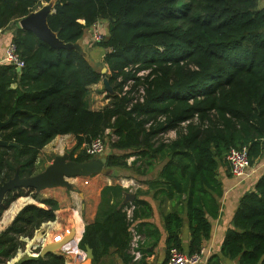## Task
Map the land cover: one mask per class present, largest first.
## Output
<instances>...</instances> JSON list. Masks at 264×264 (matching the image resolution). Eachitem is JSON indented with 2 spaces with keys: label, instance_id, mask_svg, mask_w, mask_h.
I'll return each mask as SVG.
<instances>
[{
  "label": "trees",
  "instance_id": "1",
  "mask_svg": "<svg viewBox=\"0 0 264 264\" xmlns=\"http://www.w3.org/2000/svg\"><path fill=\"white\" fill-rule=\"evenodd\" d=\"M45 2L53 0H0V30ZM53 4L48 24L65 42L81 40L99 21L107 23L104 39L89 42L104 49L108 72L74 48H56L31 31H16L12 41L26 64L19 73L0 63V121L14 115L0 136L16 143L0 147V186L18 169L21 177L36 174L39 153L57 136L73 134L70 158L85 161L95 156L83 144L102 134L110 146L106 166L144 178L149 189H137L127 202L129 187L113 183L102 189L96 217L79 243L93 249V264H107L112 254L124 264H145L149 248L159 244L160 229L146 220L153 207L140 194H163L162 201L177 196L174 208L163 213V264L173 248L184 251L183 211L191 234L187 252L199 251L211 236L210 218L220 214L219 169L229 165V150L247 148L251 167L264 158V7L259 0ZM105 76L114 93L103 87L109 101L93 110L90 86ZM58 205L40 199L34 187L8 192L0 206V264L23 247V237L32 238L56 218ZM134 231L139 257L132 251ZM64 263L63 256L48 253L17 264ZM208 264H264V172L240 197L221 249Z\"/></svg>",
  "mask_w": 264,
  "mask_h": 264
},
{
  "label": "crops",
  "instance_id": "2",
  "mask_svg": "<svg viewBox=\"0 0 264 264\" xmlns=\"http://www.w3.org/2000/svg\"><path fill=\"white\" fill-rule=\"evenodd\" d=\"M47 3L49 2H45L44 4ZM53 3L54 0L52 2V5L54 7ZM259 7H264V0H259ZM53 9L55 11V7ZM19 21L20 20H18L15 23L13 22L12 24L7 25L5 28L0 30V63H6L3 60L5 56L6 47L8 46L9 43L12 42V39L16 31L19 28H22ZM103 23L107 24L105 21H99L97 25L89 28L85 36L81 40H79L85 51L95 49L96 46H92V44H90L89 41L91 40V37L93 35V31H94L93 29L97 28L101 30V25H104ZM105 28L107 29V26H105ZM87 45H89V47ZM87 58L90 59L89 55L87 56ZM101 82L103 84V81L101 80L100 82L90 86L91 90L88 101L91 109L93 110H99L104 107V106L98 107L95 104V102L97 103L96 99L98 97V94L106 92L105 90H103L104 84L101 90L97 89L98 93L97 91L92 92V89L100 86L99 84ZM16 86H17V82L13 83V87ZM93 97L95 98V101L93 100ZM107 132H109V130ZM70 136H72L74 139L72 143V145L74 146L76 144V137L73 134L59 135L56 138H54L51 142H49L47 145H45V147L39 153L37 170H36L37 173L42 171L45 168L46 164L51 162L50 159L48 160L42 158L41 157L43 156L42 153L49 152L50 149L49 147L52 144H54L55 141L59 142L62 141L63 138ZM174 136L172 135L171 137ZM133 159L134 156L130 157L129 162H131ZM42 162L44 166L39 167V164H41ZM228 166L224 165L221 166L219 169L220 171L219 178L222 181L223 189H224V194L220 198V203H221L220 214L216 218H210L212 223V233L209 238L204 240V244H203V246H205L209 251L208 254L209 257L220 251L222 242L226 235V231L232 225V219L237 209L240 197L247 190H250L254 186L256 180L264 172V158L254 166L250 167L247 174L243 178H238L233 176L231 172H229ZM111 170H112L111 171L112 175L115 174L116 171L114 169ZM111 173L105 174L103 172H98L90 175H77L68 179L69 182L72 184L71 188L60 186V187L45 188L39 190L40 199L51 198L58 201L59 205H58V209L56 210V218L54 220H50L43 223L40 229H38L33 236L35 240L29 242V246L27 243H24L25 247L27 248L30 247V244L31 246L35 245L44 235H46V241H45L46 243L39 249L35 250V252L36 251L39 252L38 255H41L40 252L46 245L55 241L56 243H61L62 241H64V239H66L69 236V238L64 243L62 242V245L59 246L55 250V252H49V253H55L63 256L65 258L64 264H83V262H85L87 259V255H86V250L81 248L79 243L83 236L86 225L93 222L96 217L97 210L101 201L102 189L106 185H111L113 183H120L125 187H129L130 191L134 192L135 195L137 189H141L142 191H144V193L149 189V185L142 182L144 178L138 177L136 174L129 173L126 176L124 175V177L112 178L110 177ZM131 184H133L134 186V188L132 187L133 190H131ZM140 196L141 198L148 200L153 207V216L151 218H147L146 220L154 223L160 229L161 232V240L159 244L154 249L150 247L149 249L152 253L150 254L147 253L145 256V264H163L167 256L165 249V241H166L167 233L165 231L163 213L168 212L169 210H172V208H174V205L178 201L176 198L177 196H175V199H167L164 201L161 200L163 194H160L155 197L152 195V193L140 194ZM181 196L183 198L185 197V195H181ZM179 203L180 205H182V202ZM179 208L181 209V206H179ZM183 217H184V226L182 228V233H181L182 244L184 251L187 252L191 240V234H190L188 220L186 218V214L184 213V211H183ZM2 228L3 225L2 223H0V230ZM67 228L70 229V232L65 233L64 234L65 236L62 237V239H60L59 241L53 240V238L55 239L56 235L64 233ZM23 241L25 242V239ZM38 255L32 254L31 252L17 251V253L11 259L9 260L7 259L6 262H9L10 264H17L26 257H37ZM108 261H114L116 264H124V262H122V260L116 254L115 255L112 254L111 256H108L106 258L107 264ZM91 264H93V259ZM206 264H208V262Z\"/></svg>",
  "mask_w": 264,
  "mask_h": 264
},
{
  "label": "water",
  "instance_id": "3",
  "mask_svg": "<svg viewBox=\"0 0 264 264\" xmlns=\"http://www.w3.org/2000/svg\"><path fill=\"white\" fill-rule=\"evenodd\" d=\"M52 2L44 4L39 9L31 12L27 16L20 19L19 23L24 30H28L36 34L42 41L51 44L56 48H74L84 56H88L83 46L79 41L65 42L60 39L55 31L51 29L48 24L49 15L53 14L55 11L53 9ZM19 73L22 72L21 67H16ZM107 67L102 69V72H106ZM104 88L109 93H114V89L110 84L109 77L105 76L102 79ZM11 115L9 119L0 121V131L1 129L9 124L13 120ZM16 144L14 142H9L4 140L0 136V147ZM109 151H105L101 155L91 158L85 161H76L70 158V153L68 151L57 154L53 157L51 162L45 165V168L28 177H21L19 175V169L17 170L15 176L9 180L2 183L0 186V206L3 204L9 191L17 187H34L38 191L45 188L53 187H67L71 188L72 184L69 182V178L77 175H90L98 172H103L105 174L111 173V169L106 166ZM136 195L132 191H127L125 194L124 202L132 201L135 199ZM69 238V236L62 241L63 243ZM61 243L52 242L46 245L40 252L41 255H45L49 252H55V250L62 245ZM87 259L83 264H91L94 257L93 249L87 245L86 246Z\"/></svg>",
  "mask_w": 264,
  "mask_h": 264
},
{
  "label": "built area",
  "instance_id": "4",
  "mask_svg": "<svg viewBox=\"0 0 264 264\" xmlns=\"http://www.w3.org/2000/svg\"><path fill=\"white\" fill-rule=\"evenodd\" d=\"M93 35L92 38L96 42L101 41L104 39V33L102 30L99 29H93ZM6 63L12 64L15 67H21L23 68L25 66V60L23 56L21 55V52L15 42H11L6 47L5 56L3 59ZM131 82V81H130ZM129 82V83H130ZM82 148L86 151L87 154L92 156H99L102 153L106 151V141L105 136L102 134H99L98 136L92 138L87 143H84ZM227 162L230 166V170L233 176L238 178H243L247 174L249 168L251 167L249 162V155L247 148H231L226 156ZM70 229H66L64 233L58 234L55 236V239L59 241L64 237L65 233H69ZM133 241H132V251L136 254V257L140 256V252L136 251L135 248L138 245V239L140 238L139 234H137L134 231L133 235ZM23 240L25 239V243L28 244L29 242L35 240L34 237H23ZM46 235H44L35 245L30 244V247H25V244L23 247H20L18 249L19 252H31L32 254L38 255L39 252H35V250L42 247L46 242ZM209 251L205 246H202V248L199 251H195L192 253L180 251L177 248H173L170 252L167 264H206L209 259ZM1 264H10L9 262L1 263Z\"/></svg>",
  "mask_w": 264,
  "mask_h": 264
},
{
  "label": "rangeland",
  "instance_id": "5",
  "mask_svg": "<svg viewBox=\"0 0 264 264\" xmlns=\"http://www.w3.org/2000/svg\"><path fill=\"white\" fill-rule=\"evenodd\" d=\"M104 25H101V30L102 31H106V33H107V30H106V28H105V26H107V24H105V23H103ZM104 31V32H105ZM88 47H89V45H87ZM87 52H88V55H89V57H90V61L92 62V64L95 66V67H97L98 69H103L104 67H103V63H102V60H103V53L105 52L104 51V49L102 48V47H100V46H98V47H95V49L94 50H86ZM86 52V53H87ZM106 72H108V69L106 70ZM105 72V73H106ZM100 86H98L97 88H94V89H92V92H96L97 91V89L98 90H101L102 89V86H103V84H102V82L99 84ZM108 92V91H107ZM97 93H98V91H97ZM93 100L95 101V98L93 97ZM97 103L95 102V104L98 106V107H103V106H105L106 104H107V102H108V97H107V95H106V92H104V93H99L98 94V97H97ZM102 101V103H101V101ZM170 136H174L175 135V133H174V131L172 132H170V134H169ZM109 140H110V138H108L107 139V141L109 142ZM73 141H74V139H73V137L72 136H70V137H65V138H63V140L62 141H59V142H57V141H55V143L54 144H52L49 148V152H43L42 154H43V156H41L42 158H44V159H50V161L53 159V157L55 156V155H57V154H61V153H64V152H66V151H70V149L72 148V143H73ZM106 151H109L110 152V146H109V144L107 143V149H106ZM96 157V156H95ZM44 161V160H43ZM41 166H44L43 165V162L41 163V164H39V167H41ZM39 169V168H38ZM116 172H115V174H113L112 175V173H111V175H110V177H112V178H120V177H124V175L126 176V175H128L129 173H131L130 171H122V170H115ZM126 178V177H125ZM122 182V181H121ZM123 183V182H122ZM125 183H127V182H125ZM130 183V182H129ZM130 186V185H129ZM134 188V186H133V184H131V190H133V188Z\"/></svg>",
  "mask_w": 264,
  "mask_h": 264
}]
</instances>
